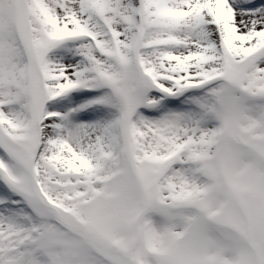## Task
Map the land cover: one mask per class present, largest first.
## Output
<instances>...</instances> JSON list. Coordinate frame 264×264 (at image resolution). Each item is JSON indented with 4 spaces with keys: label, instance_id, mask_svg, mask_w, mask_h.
Listing matches in <instances>:
<instances>
[{
    "label": "snow or ice",
    "instance_id": "1",
    "mask_svg": "<svg viewBox=\"0 0 264 264\" xmlns=\"http://www.w3.org/2000/svg\"><path fill=\"white\" fill-rule=\"evenodd\" d=\"M0 264H264V0H0Z\"/></svg>",
    "mask_w": 264,
    "mask_h": 264
}]
</instances>
